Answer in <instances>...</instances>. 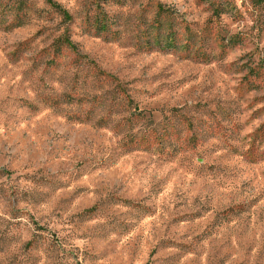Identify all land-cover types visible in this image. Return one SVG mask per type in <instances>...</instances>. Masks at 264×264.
Returning a JSON list of instances; mask_svg holds the SVG:
<instances>
[{
    "label": "rangeland",
    "instance_id": "374dc122",
    "mask_svg": "<svg viewBox=\"0 0 264 264\" xmlns=\"http://www.w3.org/2000/svg\"><path fill=\"white\" fill-rule=\"evenodd\" d=\"M0 264H264V0H0Z\"/></svg>",
    "mask_w": 264,
    "mask_h": 264
},
{
    "label": "trees",
    "instance_id": "16d2710c",
    "mask_svg": "<svg viewBox=\"0 0 264 264\" xmlns=\"http://www.w3.org/2000/svg\"><path fill=\"white\" fill-rule=\"evenodd\" d=\"M259 1L261 2V1H263V0H259ZM48 2H49V0H48ZM10 9H11V7H7V6H6V10H10ZM63 15L65 16V18H68L67 13H63ZM64 42H66V44H67L69 47H73V46H74V45L70 44L68 41H64ZM253 75H258V73L253 72Z\"/></svg>",
    "mask_w": 264,
    "mask_h": 264
}]
</instances>
